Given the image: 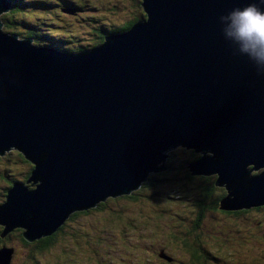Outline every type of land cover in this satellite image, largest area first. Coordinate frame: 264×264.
<instances>
[{
	"label": "water",
	"instance_id": "obj_1",
	"mask_svg": "<svg viewBox=\"0 0 264 264\" xmlns=\"http://www.w3.org/2000/svg\"><path fill=\"white\" fill-rule=\"evenodd\" d=\"M251 3L264 9L144 0L147 20L70 54L19 41L0 21V154L22 152L35 185L9 188L2 235L53 234L72 213L139 188L179 145L202 153L192 175L225 185L224 210L264 205V63L228 35V13ZM8 6L0 0V12ZM12 256L2 250L0 264Z\"/></svg>",
	"mask_w": 264,
	"mask_h": 264
},
{
	"label": "trees",
	"instance_id": "obj_2",
	"mask_svg": "<svg viewBox=\"0 0 264 264\" xmlns=\"http://www.w3.org/2000/svg\"><path fill=\"white\" fill-rule=\"evenodd\" d=\"M61 1H65L64 4L68 6L82 7L80 16L74 15V17L79 23L89 24L85 30L81 32L72 31L70 33L66 30H55L54 27L50 26L51 23L56 22L54 19L57 18L59 13V9L51 10L56 8L55 5ZM9 2L11 7L0 15L4 30L8 31V33L18 34L19 38H25V35L28 37V32L36 31L35 27L39 28V30L43 28L44 32L39 33L34 44L45 45L48 43L66 52L91 50L97 47L99 43L102 44L105 36L127 32L137 21L147 18V12L144 6L141 5L143 0H130L132 3L131 11L124 13V16L123 14L121 16L118 15L120 13L119 10L113 11L111 13L112 17L92 14L87 11V4L80 0H9ZM92 8L93 10L97 9L95 6ZM29 10L35 12L29 14ZM48 12L53 16L48 17L46 14ZM113 14L116 15L115 19ZM191 154L194 153L192 152ZM182 163L181 160L176 158L175 151H170L167 159L168 168L162 172L149 173L148 177L144 181L142 180L137 189L151 194V197L159 195L171 198L167 204L161 205L160 203H154L152 199H143L141 194H136L137 190H133L128 194L101 202L96 208L72 213L67 221L59 226L53 234L41 237L35 241H27L23 237L25 229L22 227L8 232L6 236H2L4 225H0V247L7 243L11 244V234L15 241L18 237L27 249L23 258L16 259L13 256L8 264H93L96 254L95 249L98 250L100 248L103 236H110L111 234L108 233L116 224V226L125 224L124 226L127 229L131 228L132 223L124 219V213L138 208L140 210L133 212V214H141L146 208L149 211V214L145 217L146 219L151 220L150 218L154 217V220H164L173 213L175 210L174 204L177 201L182 203L181 213L179 214L183 221L179 227L182 226V228L177 232L173 231L174 229L166 231V240L168 242L165 243L160 242L161 234L158 238L160 242L159 248L155 247L153 245L154 240H151V249L148 253H144L152 261L149 264H207V257L210 260L217 261L214 256L219 258L235 256L234 258L243 261V263L229 261L226 264H246V261L251 260L255 261L253 264H264V250L261 251V246L264 245V232L260 233L263 236L252 233L248 237L240 238L239 250L241 252L237 255H234V251L226 250V246H219L218 248L214 244L215 241H210L209 244L196 243V240L200 239L199 228H201L203 223H207L210 219L212 220L213 217L230 222H237L241 219L257 221L258 219L247 218V216L253 214L252 211H254L264 217V205L249 209H220L221 195L224 196L227 192L225 186L217 185L214 176H191L190 170L186 166L187 163L185 165ZM33 167L34 165L19 150H10L7 155L0 157V205L5 202L9 188L16 181L27 183ZM15 169H18L16 173ZM180 174H182V178H180ZM167 188H174L175 192L172 193ZM146 197L147 195H145ZM170 206H172L173 210L166 212ZM156 210L162 214H157ZM211 215L212 218H209ZM83 218L86 219L85 223L82 222ZM92 218L95 220L94 224H92L93 229L87 225V222H90ZM145 218L143 220V228H147L146 224H148ZM96 221L101 223L100 227L95 226ZM259 222L261 223V221ZM153 224L161 226L163 230L162 225L155 224V222ZM149 230L152 231L153 235L160 231L158 228H149ZM254 240L257 242L256 245H259V248L256 246L248 247L249 242ZM175 242L180 245L181 249H183L182 247L185 248L187 255L175 253V248L172 246ZM215 247L218 252L213 251ZM132 249L131 252L135 257L129 256L128 260H132L133 264H144V257L135 254ZM44 257H47L46 261ZM154 258L156 259L155 261L152 260ZM218 261L221 262V260ZM125 264H128V261Z\"/></svg>",
	"mask_w": 264,
	"mask_h": 264
},
{
	"label": "rangeland",
	"instance_id": "obj_3",
	"mask_svg": "<svg viewBox=\"0 0 264 264\" xmlns=\"http://www.w3.org/2000/svg\"><path fill=\"white\" fill-rule=\"evenodd\" d=\"M80 1L88 5H91V6H95L97 8L95 12L103 14V16H108L109 14L112 13L111 11H113L114 9H115V12L117 10L120 11L118 15L121 16V14H123L124 16L125 15L124 13H128L129 11H131L130 7L132 5L130 0H80ZM61 7L64 9V11L60 10ZM55 9L56 10L59 9L58 16L56 19H54L56 21L54 22V26H53L55 30H66L67 32H70V33H72V31L81 32L89 26V24L79 23V21L75 20L74 14L70 13V9L68 6L58 5L56 8H52L51 11H54ZM46 14L48 17L53 16L49 12ZM78 15L80 16V13H78ZM113 17L115 19L116 15ZM104 42L105 40H103L102 44ZM187 148L188 149L184 150L179 147H176V148H173L174 150L173 149L172 150L175 151L176 158L181 161H184V159H189L192 155L196 154V152L199 153L196 148H193L191 146H187ZM10 150L17 151L18 149L10 148L9 150L5 152V155H7ZM170 151L167 153L168 156H169ZM192 152L194 154H191ZM208 155H211V153H208ZM196 159H193L191 161H195ZM262 169L263 168L254 169L251 173L253 172L256 173L258 172V170H262ZM162 170L163 169H161L160 171ZM16 171H18V169H15V173ZM180 178H182V174H180ZM23 185L28 190L33 189L32 185L28 183H24ZM222 186H225V185H222ZM167 190L171 191L172 193L175 192L174 188H167ZM137 191H136V194L137 193L141 194L143 199H147V200L152 199L154 203H160L161 205L164 203L167 204L171 200V198L169 197H161L159 195L151 197V194L149 193L142 192L139 190ZM145 195H147L146 198H145ZM181 204H182L181 201H177L176 204H174L175 210L173 211V213L171 215H168L166 219L164 220H158V219L154 220V217L150 218L151 220L146 219L145 218L146 215L149 214V211L146 208L143 210L141 214L140 213L133 214V212L140 210L138 208L135 209L134 211H131V212L128 211L124 213L123 214L124 219L128 221L129 223H132L131 228L127 229L124 226L125 224H122L119 226H116L117 225L116 224L114 228L108 233V234H111L110 236H106V237L103 236L100 248L98 250L95 249L96 254H95V259H94L93 264H125L126 261H128V264H133L132 260H128L129 256H131L132 258L134 256V254H132L131 252V248H133L132 250L133 252H135V254L142 255L144 257V264H149L150 262H152L150 259H148V255L144 254V253H148L149 250L151 249V244H152L151 240H154L153 245L159 248L160 242H164V243L168 242L166 240L167 239L166 234H165L166 231L174 229L173 231L177 232L180 228H182V226L179 227V225H181V223L183 222L181 217H179L180 216L179 214L181 213V207H182ZM172 210L173 208L172 206H170L167 208L166 212H170ZM156 213L162 214L158 212V210H156ZM252 213L253 214H251L250 216H247V218L258 219L259 221H261V223L258 220L257 221H247V219H241L237 222L235 221L230 222L226 220L224 221V219H219L216 217L212 218V215H211L209 218H212V220L210 219L207 223H203L201 225V228H199L200 239L196 240V243L197 244L198 243L209 244L210 241L211 242L215 241L214 244H216L218 248L219 246H222V247L226 246L227 247L226 250L234 251V255L239 254L241 252L239 250V239L240 238L248 237L252 233L262 235L260 233L264 232V217L262 215L256 214L254 211H252ZM144 218L146 219V222H148V224H146L147 228H143ZM85 221L86 219L83 218L82 222L85 223ZM94 222L95 220L93 218L91 219L90 222H87V225L91 229H93L92 224H94ZM153 222H155V224L162 225L163 230L161 229V226L154 225ZM95 226H98L97 221H96ZM149 228H153V229L158 228L160 229V231H157L156 232L157 234L153 235L152 231L149 230ZM8 232L9 230L5 232L2 236L8 235ZM161 234H162V238L160 239V242H159L158 238ZM23 237L25 236L23 235ZM10 241H11V244L7 243L3 245V247H0V252L4 249H8L10 250V252H12V254L14 255V257H16V259L23 258V256H25L27 249L21 243V240L17 237L15 241L10 234ZM27 241L29 240L27 239ZM256 243L257 242L255 240L251 241L249 242L250 246L248 245V247L250 248V247L256 246L259 248V245L258 244L256 245ZM172 246L175 248L176 254L182 255L184 253V256L185 254L187 255L185 248L182 247L183 249H181L180 245L176 244V242L172 244ZM263 250H264V245L261 246V251ZM213 251L218 252L216 247L213 249ZM234 257H223V258L220 257L219 258L217 256H214V259H216L217 261L210 260L208 257L206 258V261H207V264H213V263L226 264L229 261H233L234 263H241V262L243 263L242 260L238 258H234ZM44 260L46 261L47 257H44ZM152 260L155 261L156 259L154 258ZM218 260H221V262H219ZM246 262H247L246 264L255 263V261L253 260L246 261ZM63 264H66V263H63Z\"/></svg>",
	"mask_w": 264,
	"mask_h": 264
},
{
	"label": "clouds",
	"instance_id": "obj_4",
	"mask_svg": "<svg viewBox=\"0 0 264 264\" xmlns=\"http://www.w3.org/2000/svg\"><path fill=\"white\" fill-rule=\"evenodd\" d=\"M64 2L65 1H61L60 3H58L55 6L56 7L58 5L68 6V5L64 4ZM143 2H144V0H143ZM262 2H264V0H262ZM10 7H11V3L9 2V6H8L7 10L1 11L0 15L3 14L4 12L8 11V9ZM92 7H94V6L87 4V11L91 12L92 14L103 15L100 13H96L95 12L96 9L93 10ZM60 10L64 11V9L62 7L60 8ZM113 11H115V10H113ZM113 11H111V12H113ZM34 12L35 11L29 10L28 13L33 14ZM147 14H148V12H147ZM74 15H76V14H74ZM111 15L112 14H109L108 16H103V17H112ZM228 17L231 19V22H232L230 29H229V32H228V35L233 37L241 45L242 52L247 54L249 56L250 60L255 61L258 64L264 63V9L257 7V5L255 3H251L248 6L244 7L243 9H240V8L233 9L230 13H228ZM147 18H148V15H147ZM147 18L144 20H147ZM1 20H2V18L0 17V21ZM50 26L53 27L54 22L51 23ZM35 29H36V31L27 33L28 37L25 35V38H31V41H30L31 46L48 47V48L54 49V51H57V52H66V51L59 50L58 48L54 47V45H52V44H48V43L45 45L37 44V43L34 44L35 39L38 37L39 33L44 32L43 28H42V30H39V28L35 27ZM2 30L6 31L3 29V22H2ZM6 32H8V31H6ZM9 34H12V33H9ZM25 38H19V36H18L19 41H21ZM99 45H101V44H99ZM66 53L70 54V53H77V52H66ZM260 74H264V73H260ZM177 147H179V148L181 147V149H184V150L188 149L187 147H182L180 145ZM198 152L199 153L196 152V154L191 156V157L195 156L194 158L190 157L189 159H184V161H182L183 162L182 164L185 165L187 163L186 166H187V168H189L190 163L193 162L191 160L196 159V158H200V156H202V153L200 151H198ZM4 155H5V153L4 154L2 153V154H0V157H2V156L4 157ZM196 155H199V156H196ZM168 157H166V161L163 165V166H166L167 168H168V166H167ZM181 167L184 168L183 166H181ZM164 170H162V171H164ZM162 171H160V172H162ZM156 173H158V172H156ZM190 174H191V172H190ZM30 175H29V178H30ZM191 176H196V177L199 176L200 177L202 175H192L191 174ZM203 177H205V176H203ZM16 182H21L23 184L25 183L24 181H16ZM30 185H32V184H30ZM34 186L35 185H32V187H34ZM97 223H98V227H100L101 223L98 221H97Z\"/></svg>",
	"mask_w": 264,
	"mask_h": 264
},
{
	"label": "flooded vegetation",
	"instance_id": "obj_5",
	"mask_svg": "<svg viewBox=\"0 0 264 264\" xmlns=\"http://www.w3.org/2000/svg\"><path fill=\"white\" fill-rule=\"evenodd\" d=\"M69 9H70L71 14H76V15H78V13H81V11H82L81 6L80 7L79 6L74 7V6L70 5ZM40 30H42V29H40ZM211 155H212V153H211ZM226 194H227V192H226ZM221 197H223V196L221 195Z\"/></svg>",
	"mask_w": 264,
	"mask_h": 264
},
{
	"label": "bare ground",
	"instance_id": "obj_6",
	"mask_svg": "<svg viewBox=\"0 0 264 264\" xmlns=\"http://www.w3.org/2000/svg\"><path fill=\"white\" fill-rule=\"evenodd\" d=\"M109 200H110V198H108V201H109ZM221 202H222V201H221ZM220 205H221V206H220V209H223V208H222V204H220Z\"/></svg>",
	"mask_w": 264,
	"mask_h": 264
}]
</instances>
